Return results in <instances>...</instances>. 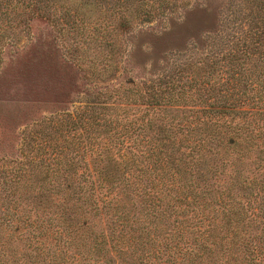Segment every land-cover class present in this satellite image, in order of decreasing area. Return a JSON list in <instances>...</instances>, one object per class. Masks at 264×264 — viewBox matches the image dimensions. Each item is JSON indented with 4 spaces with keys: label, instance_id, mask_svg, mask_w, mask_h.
<instances>
[{
    "label": "trees",
    "instance_id": "obj_1",
    "mask_svg": "<svg viewBox=\"0 0 264 264\" xmlns=\"http://www.w3.org/2000/svg\"><path fill=\"white\" fill-rule=\"evenodd\" d=\"M212 1L0 0V46L42 20L103 84L0 156V264H264V0L149 72L123 50Z\"/></svg>",
    "mask_w": 264,
    "mask_h": 264
},
{
    "label": "rangeland",
    "instance_id": "obj_2",
    "mask_svg": "<svg viewBox=\"0 0 264 264\" xmlns=\"http://www.w3.org/2000/svg\"><path fill=\"white\" fill-rule=\"evenodd\" d=\"M220 1L225 0H213L208 10L195 9L183 18L178 16L181 20L171 28L166 29L167 23L144 25L145 33L136 32L132 43L123 47L134 57V68L149 72L163 54L181 50L214 29L220 18ZM188 3L193 6L195 0ZM29 27L28 33L17 29L18 36L10 34L0 46V156L15 157L23 134L39 121L72 112L97 89L103 93V84L88 83L87 73L74 64L70 46L76 44L72 38L61 37L42 20H33ZM101 51L95 48L89 56Z\"/></svg>",
    "mask_w": 264,
    "mask_h": 264
}]
</instances>
